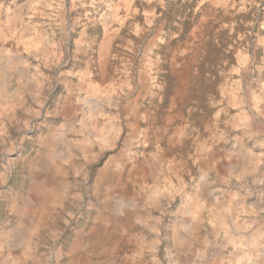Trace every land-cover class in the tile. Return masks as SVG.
Returning <instances> with one entry per match:
<instances>
[{
  "label": "rangeland",
  "instance_id": "374dc122",
  "mask_svg": "<svg viewBox=\"0 0 264 264\" xmlns=\"http://www.w3.org/2000/svg\"><path fill=\"white\" fill-rule=\"evenodd\" d=\"M232 239L264 250V0H0V264Z\"/></svg>",
  "mask_w": 264,
  "mask_h": 264
},
{
  "label": "bare ground",
  "instance_id": "6f19581e",
  "mask_svg": "<svg viewBox=\"0 0 264 264\" xmlns=\"http://www.w3.org/2000/svg\"><path fill=\"white\" fill-rule=\"evenodd\" d=\"M44 191H45L46 195L50 194V191L47 190V188H45V187H44ZM188 211L198 221H200V219L202 218V214L200 212H198L196 209H194L193 207L189 206ZM224 219H225L224 217L219 218L220 223L221 222L223 223ZM194 228H195V223L192 224V229H194ZM236 228L241 229V228H243V225L236 223ZM193 238H194V236H188L184 239L191 241ZM230 243L232 244V247L234 249L238 250L237 252H232V254L234 255V258H235V263H237V264H253L254 261H255V264H257L259 262V260L255 259V258L253 259V257L258 256L257 252H259V251L264 252V250L261 248L262 242L259 240H257L254 243V247L247 245L246 248L244 247V242L242 240L240 241V239H238V240L232 239L230 241ZM251 259H253L252 262H251Z\"/></svg>",
  "mask_w": 264,
  "mask_h": 264
}]
</instances>
